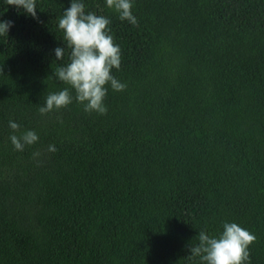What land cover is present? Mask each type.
<instances>
[{"label": "trees", "instance_id": "trees-1", "mask_svg": "<svg viewBox=\"0 0 264 264\" xmlns=\"http://www.w3.org/2000/svg\"><path fill=\"white\" fill-rule=\"evenodd\" d=\"M82 2L121 50L111 74L126 87L105 85L103 115L54 76L71 0H36L38 19L0 0L13 21L0 35V264H202L190 247L226 222L256 237L246 264H264V0H132L136 26ZM64 88L72 103L42 115ZM27 130L38 141L15 150Z\"/></svg>", "mask_w": 264, "mask_h": 264}, {"label": "clouds", "instance_id": "clouds-1", "mask_svg": "<svg viewBox=\"0 0 264 264\" xmlns=\"http://www.w3.org/2000/svg\"><path fill=\"white\" fill-rule=\"evenodd\" d=\"M7 5L22 9L33 19H38L36 0H6ZM106 6L119 13L122 21L138 25L132 13V0H106ZM110 20L102 15L85 11L82 0H71L70 6L63 12L58 21L59 29L63 30L64 40L70 49L69 62L58 67L54 76L75 91V100L84 106V111L103 115L107 112L104 98L107 93L105 85L110 84L114 91H123L125 84L118 81L112 74L113 68L119 70L121 50L108 34ZM13 21H0V35L7 36ZM65 48L54 49L57 61L64 57ZM73 97L69 88L58 93H51L39 111L42 115L53 109H61L72 103ZM13 132L19 131L20 125L9 121ZM39 137L32 130L21 135H11L10 141L17 151H23L26 145L37 142ZM55 145H49L48 151L55 152ZM39 153H34L38 156ZM199 242L190 247L189 259L199 258L202 264H246L249 261V246L256 237L237 223H224L219 236H211L202 230Z\"/></svg>", "mask_w": 264, "mask_h": 264}]
</instances>
